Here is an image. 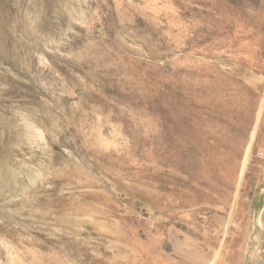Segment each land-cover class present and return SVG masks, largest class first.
Returning <instances> with one entry per match:
<instances>
[{"label": "rangeland", "instance_id": "obj_1", "mask_svg": "<svg viewBox=\"0 0 264 264\" xmlns=\"http://www.w3.org/2000/svg\"><path fill=\"white\" fill-rule=\"evenodd\" d=\"M0 264H264V0H0Z\"/></svg>", "mask_w": 264, "mask_h": 264}, {"label": "bare ground", "instance_id": "obj_2", "mask_svg": "<svg viewBox=\"0 0 264 264\" xmlns=\"http://www.w3.org/2000/svg\"><path fill=\"white\" fill-rule=\"evenodd\" d=\"M261 108H262V107H261ZM161 122H162V121H161ZM254 138H255V136H254ZM252 141H253V140H252ZM253 142H254V141H253ZM250 147H251V146H250ZM250 147H249V148H250ZM250 149H251V148H250ZM248 151H249V150H248ZM247 158H248V157H247ZM247 158H246V159H247ZM245 161H246V160H245ZM137 243H138V242H137ZM139 243H140V242H139ZM139 247H140V246H139ZM142 247H143V246H142ZM116 251H117V250H116Z\"/></svg>", "mask_w": 264, "mask_h": 264}]
</instances>
